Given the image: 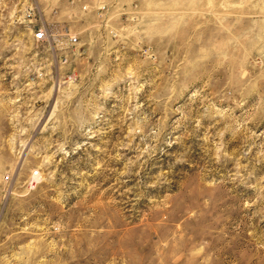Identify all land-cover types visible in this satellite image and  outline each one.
Instances as JSON below:
<instances>
[{"label":"rangeland","instance_id":"1","mask_svg":"<svg viewBox=\"0 0 264 264\" xmlns=\"http://www.w3.org/2000/svg\"><path fill=\"white\" fill-rule=\"evenodd\" d=\"M0 264H264V0H0Z\"/></svg>","mask_w":264,"mask_h":264},{"label":"built area","instance_id":"2","mask_svg":"<svg viewBox=\"0 0 264 264\" xmlns=\"http://www.w3.org/2000/svg\"><path fill=\"white\" fill-rule=\"evenodd\" d=\"M34 39L36 42H39V43L49 42L50 33H49L48 29L44 27V28H40L39 30H37L35 35H34ZM69 42H70V44L75 45L78 42V38L77 37H70ZM35 175H38V173ZM6 181L9 182L10 184L12 183V179H10V177H6Z\"/></svg>","mask_w":264,"mask_h":264}]
</instances>
